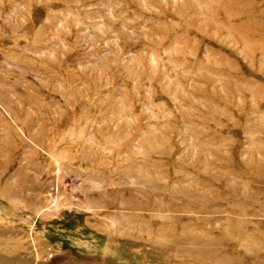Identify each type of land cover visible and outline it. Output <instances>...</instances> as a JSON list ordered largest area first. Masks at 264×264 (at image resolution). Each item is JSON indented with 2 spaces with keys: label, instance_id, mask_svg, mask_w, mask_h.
<instances>
[{
  "label": "rangeland",
  "instance_id": "obj_1",
  "mask_svg": "<svg viewBox=\"0 0 264 264\" xmlns=\"http://www.w3.org/2000/svg\"><path fill=\"white\" fill-rule=\"evenodd\" d=\"M0 264H264V0H0Z\"/></svg>",
  "mask_w": 264,
  "mask_h": 264
}]
</instances>
